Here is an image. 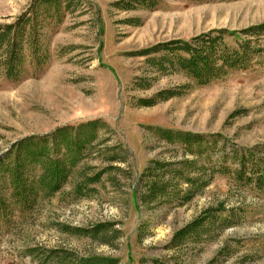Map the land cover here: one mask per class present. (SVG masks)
Segmentation results:
<instances>
[{"label":"rangeland","instance_id":"obj_1","mask_svg":"<svg viewBox=\"0 0 264 264\" xmlns=\"http://www.w3.org/2000/svg\"><path fill=\"white\" fill-rule=\"evenodd\" d=\"M35 2L0 0V26L36 16L21 21L19 73L0 68V162L18 140L98 126L72 146L59 189L27 209L0 164V264H264V32L242 35L238 65L216 58L205 84L165 47L264 23V0ZM147 166L164 185L152 198Z\"/></svg>","mask_w":264,"mask_h":264},{"label":"trees","instance_id":"obj_2","mask_svg":"<svg viewBox=\"0 0 264 264\" xmlns=\"http://www.w3.org/2000/svg\"><path fill=\"white\" fill-rule=\"evenodd\" d=\"M137 1L144 2L146 0ZM35 3V5L43 4L50 6L55 4L56 0H36ZM23 18L27 21H34L36 18L35 10L30 9L28 15L18 17L14 24L0 26V68L3 69L4 75L9 78H14L19 73L16 67L21 64L19 52L22 41L19 29ZM12 26H16V30H14L10 37H7V33ZM260 32H264V23L249 26L242 30H212L202 34L203 36L200 38L196 37L194 39L195 42L200 44L197 47L188 41L179 40L171 42V45L165 44V47L176 50L175 53L177 54H175V59L177 68L183 70L198 83L205 84L219 77L222 72V68L216 65V58L221 59L229 67L237 66L239 59L245 54L248 45L247 39L242 35H255ZM226 37H231L235 45L232 47L229 46L225 41ZM32 47L31 43L30 48ZM177 51L179 53L183 52L184 54H179ZM33 53H35V50ZM34 60L38 62L36 57ZM97 126V121L89 120L82 124L57 128L46 138H37L38 142L35 141V137L18 140L13 145L11 151L0 162L1 164L7 160L13 167L9 177L10 184L13 185L10 195L16 198V205L22 209H27V204L30 205L33 203L39 195L51 194L57 191L67 177V165H72L76 161L75 154L77 155V153L75 151L72 152V146L76 144L81 148L84 147L83 143L86 140H91L92 132ZM79 135H81L82 141H74V137ZM162 135L168 139L172 138L171 136H176V138L189 144L200 137L199 135L187 132H173L171 130L162 131ZM60 144L63 145L64 151L61 156H57L60 153ZM53 153H56V157ZM67 157H71L69 164L66 162ZM40 160H46L47 162H42V165L40 164L43 168L37 174L35 173V169ZM154 163L155 165L158 164L157 162ZM152 168L151 166H147L142 173V175L148 177L149 181V188L147 190L148 198H152L161 193L164 187V185L158 184L153 178V174L151 173ZM99 175L100 173L86 179L88 182L96 181ZM257 179L259 184H264V170ZM109 263L110 260L108 259L89 262V264Z\"/></svg>","mask_w":264,"mask_h":264}]
</instances>
